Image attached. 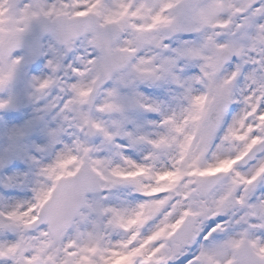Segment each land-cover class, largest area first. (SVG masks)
Wrapping results in <instances>:
<instances>
[{
  "label": "snow or ice",
  "instance_id": "snow-or-ice-1",
  "mask_svg": "<svg viewBox=\"0 0 264 264\" xmlns=\"http://www.w3.org/2000/svg\"><path fill=\"white\" fill-rule=\"evenodd\" d=\"M0 264H264V0H0Z\"/></svg>",
  "mask_w": 264,
  "mask_h": 264
}]
</instances>
